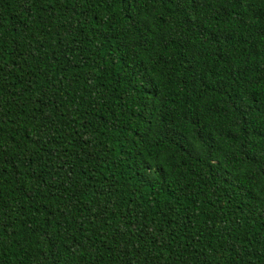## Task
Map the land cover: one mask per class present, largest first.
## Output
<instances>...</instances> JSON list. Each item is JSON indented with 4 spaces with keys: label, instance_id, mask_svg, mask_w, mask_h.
Wrapping results in <instances>:
<instances>
[{
    "label": "trees",
    "instance_id": "16d2710c",
    "mask_svg": "<svg viewBox=\"0 0 264 264\" xmlns=\"http://www.w3.org/2000/svg\"><path fill=\"white\" fill-rule=\"evenodd\" d=\"M0 264H264V0H0Z\"/></svg>",
    "mask_w": 264,
    "mask_h": 264
}]
</instances>
